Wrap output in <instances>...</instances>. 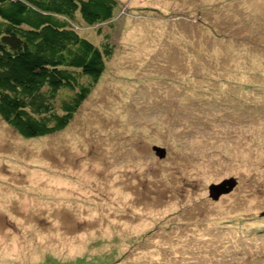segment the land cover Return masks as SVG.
<instances>
[{
    "label": "rangeland",
    "instance_id": "obj_1",
    "mask_svg": "<svg viewBox=\"0 0 264 264\" xmlns=\"http://www.w3.org/2000/svg\"><path fill=\"white\" fill-rule=\"evenodd\" d=\"M117 2L63 130L0 117V264H264V0Z\"/></svg>",
    "mask_w": 264,
    "mask_h": 264
},
{
    "label": "trees",
    "instance_id": "obj_2",
    "mask_svg": "<svg viewBox=\"0 0 264 264\" xmlns=\"http://www.w3.org/2000/svg\"><path fill=\"white\" fill-rule=\"evenodd\" d=\"M117 0H0V117L24 138L63 130L114 51ZM97 27L95 43L79 23Z\"/></svg>",
    "mask_w": 264,
    "mask_h": 264
},
{
    "label": "water",
    "instance_id": "obj_3",
    "mask_svg": "<svg viewBox=\"0 0 264 264\" xmlns=\"http://www.w3.org/2000/svg\"><path fill=\"white\" fill-rule=\"evenodd\" d=\"M158 150L161 152V156L164 155V150ZM235 185L236 180L233 178L224 180L220 184L212 185L210 188L211 196L214 199H217L220 195L229 193L235 187Z\"/></svg>",
    "mask_w": 264,
    "mask_h": 264
}]
</instances>
